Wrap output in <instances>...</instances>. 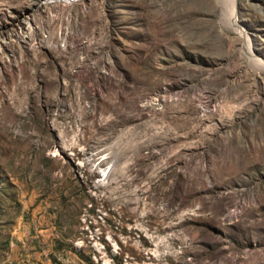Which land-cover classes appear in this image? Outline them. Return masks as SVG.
Listing matches in <instances>:
<instances>
[{"label": "rangeland", "instance_id": "obj_1", "mask_svg": "<svg viewBox=\"0 0 264 264\" xmlns=\"http://www.w3.org/2000/svg\"><path fill=\"white\" fill-rule=\"evenodd\" d=\"M0 264H264V0H0Z\"/></svg>", "mask_w": 264, "mask_h": 264}, {"label": "bare ground", "instance_id": "obj_2", "mask_svg": "<svg viewBox=\"0 0 264 264\" xmlns=\"http://www.w3.org/2000/svg\"><path fill=\"white\" fill-rule=\"evenodd\" d=\"M226 2H228V1H226ZM229 8V7H228ZM231 8H233L234 9V6L233 7H231ZM223 11H225L224 13H226L227 11H228V9H225V3L223 2ZM232 12V11H231ZM234 13V10H233V12L232 13H227L226 14V21H227V23H232L233 24V26L232 27H235L236 29H238L242 34H246V32H244L245 30L243 29V27H241L240 26V24H239V20L237 19V17L233 14ZM249 46H250V44H249ZM249 49H250V51H251V47H249ZM256 62H258L259 63V61L257 60ZM261 64V63H260ZM261 67H262V65H261Z\"/></svg>", "mask_w": 264, "mask_h": 264}]
</instances>
